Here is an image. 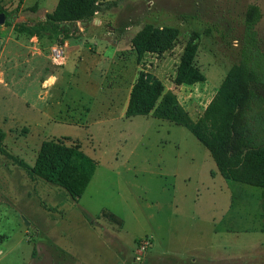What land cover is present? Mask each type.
Instances as JSON below:
<instances>
[{
  "label": "rangeland",
  "instance_id": "374dc122",
  "mask_svg": "<svg viewBox=\"0 0 264 264\" xmlns=\"http://www.w3.org/2000/svg\"><path fill=\"white\" fill-rule=\"evenodd\" d=\"M57 1L0 0L11 24L0 26V264H264L263 191L224 180L185 128L124 115L143 72L196 122L240 66L248 29L264 52V0H94L96 12L65 39L16 32L44 22ZM145 24L177 29L178 41L138 60L130 39ZM187 44L204 82L177 86ZM250 87L264 99V84ZM49 140L97 163L77 201L17 162L31 168Z\"/></svg>",
  "mask_w": 264,
  "mask_h": 264
},
{
  "label": "trees",
  "instance_id": "16d2710c",
  "mask_svg": "<svg viewBox=\"0 0 264 264\" xmlns=\"http://www.w3.org/2000/svg\"><path fill=\"white\" fill-rule=\"evenodd\" d=\"M94 0H58L44 22L21 23L16 32L28 37L61 36L71 33L77 21L84 22L95 10ZM7 17V13L0 10ZM86 22V21H85ZM84 22V23H85ZM10 26V22H5ZM179 31L143 25L130 39L132 49L140 60L145 54L167 53L178 41ZM241 51L240 66H233L217 90L203 115L192 122L171 92H165L162 83L148 81L139 72L131 87L125 117L153 115L154 118L172 122L185 128L210 154L219 175L226 181L240 183L263 191L264 213V99L250 84H264V52L256 46L254 33L248 29ZM195 49L187 44L182 51L174 76V84L193 85L204 82V76L194 66ZM246 97L239 100L242 93ZM238 105L241 106L236 116ZM244 118L242 126L235 128L237 117ZM0 130V154L7 155ZM16 159V158H15ZM19 166L29 175L64 190L73 201L85 192L97 163L79 148L67 147L58 141L42 142L34 164L29 168L21 161ZM103 216L117 224L121 220L113 214Z\"/></svg>",
  "mask_w": 264,
  "mask_h": 264
},
{
  "label": "built area",
  "instance_id": "2783aa9c",
  "mask_svg": "<svg viewBox=\"0 0 264 264\" xmlns=\"http://www.w3.org/2000/svg\"><path fill=\"white\" fill-rule=\"evenodd\" d=\"M150 242L147 238L139 240L136 244L137 247V260L140 259L141 254H143L149 248Z\"/></svg>",
  "mask_w": 264,
  "mask_h": 264
},
{
  "label": "crops",
  "instance_id": "0c3cea01",
  "mask_svg": "<svg viewBox=\"0 0 264 264\" xmlns=\"http://www.w3.org/2000/svg\"><path fill=\"white\" fill-rule=\"evenodd\" d=\"M33 39H36V38H30L29 41L31 42V41H33ZM77 52H80L81 54L86 53L85 50H83V49H80V51L78 50ZM216 259H218V258H216ZM203 261L204 260L202 259V257L198 256L197 258L191 259L189 262H187V264H205ZM208 263L210 264V262H208Z\"/></svg>",
  "mask_w": 264,
  "mask_h": 264
},
{
  "label": "water",
  "instance_id": "95a60500",
  "mask_svg": "<svg viewBox=\"0 0 264 264\" xmlns=\"http://www.w3.org/2000/svg\"><path fill=\"white\" fill-rule=\"evenodd\" d=\"M8 21V18L3 14L0 13V26L4 25L5 22ZM25 226H27L28 224L26 222H24Z\"/></svg>",
  "mask_w": 264,
  "mask_h": 264
},
{
  "label": "bare ground",
  "instance_id": "6f19581e",
  "mask_svg": "<svg viewBox=\"0 0 264 264\" xmlns=\"http://www.w3.org/2000/svg\"><path fill=\"white\" fill-rule=\"evenodd\" d=\"M48 82H50V81H48Z\"/></svg>",
  "mask_w": 264,
  "mask_h": 264
}]
</instances>
